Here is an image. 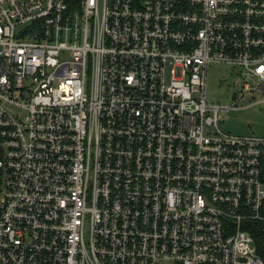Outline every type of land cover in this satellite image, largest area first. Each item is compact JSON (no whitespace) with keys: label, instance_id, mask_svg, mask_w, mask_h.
<instances>
[{"label":"built area","instance_id":"obj_1","mask_svg":"<svg viewBox=\"0 0 264 264\" xmlns=\"http://www.w3.org/2000/svg\"><path fill=\"white\" fill-rule=\"evenodd\" d=\"M264 0H0V264H264Z\"/></svg>","mask_w":264,"mask_h":264},{"label":"rangeland","instance_id":"obj_2","mask_svg":"<svg viewBox=\"0 0 264 264\" xmlns=\"http://www.w3.org/2000/svg\"><path fill=\"white\" fill-rule=\"evenodd\" d=\"M239 69L225 64H211L208 68L207 97L222 105L237 104L223 115L219 125L223 131L236 135L264 137V102L257 95L241 97L243 80Z\"/></svg>","mask_w":264,"mask_h":264},{"label":"trees","instance_id":"obj_3","mask_svg":"<svg viewBox=\"0 0 264 264\" xmlns=\"http://www.w3.org/2000/svg\"><path fill=\"white\" fill-rule=\"evenodd\" d=\"M253 235L255 237L258 252L264 259V224L258 225Z\"/></svg>","mask_w":264,"mask_h":264}]
</instances>
